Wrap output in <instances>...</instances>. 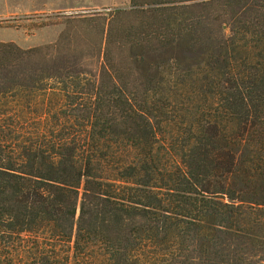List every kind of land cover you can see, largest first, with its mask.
I'll use <instances>...</instances> for the list:
<instances>
[{"label":"trees","instance_id":"1","mask_svg":"<svg viewBox=\"0 0 264 264\" xmlns=\"http://www.w3.org/2000/svg\"><path fill=\"white\" fill-rule=\"evenodd\" d=\"M104 21L0 42V264H264V0Z\"/></svg>","mask_w":264,"mask_h":264},{"label":"rangeland","instance_id":"2","mask_svg":"<svg viewBox=\"0 0 264 264\" xmlns=\"http://www.w3.org/2000/svg\"><path fill=\"white\" fill-rule=\"evenodd\" d=\"M129 7L130 0H0V42L31 49L63 39L73 55L93 63L104 18Z\"/></svg>","mask_w":264,"mask_h":264},{"label":"water","instance_id":"3","mask_svg":"<svg viewBox=\"0 0 264 264\" xmlns=\"http://www.w3.org/2000/svg\"><path fill=\"white\" fill-rule=\"evenodd\" d=\"M227 29V26L226 25H224V30H226Z\"/></svg>","mask_w":264,"mask_h":264}]
</instances>
